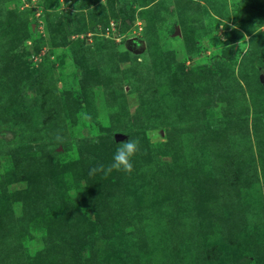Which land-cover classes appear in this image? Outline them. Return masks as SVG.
Returning <instances> with one entry per match:
<instances>
[{
    "label": "rangeland",
    "instance_id": "obj_1",
    "mask_svg": "<svg viewBox=\"0 0 264 264\" xmlns=\"http://www.w3.org/2000/svg\"><path fill=\"white\" fill-rule=\"evenodd\" d=\"M263 70L264 0H0V264H264Z\"/></svg>",
    "mask_w": 264,
    "mask_h": 264
},
{
    "label": "clouds",
    "instance_id": "obj_2",
    "mask_svg": "<svg viewBox=\"0 0 264 264\" xmlns=\"http://www.w3.org/2000/svg\"><path fill=\"white\" fill-rule=\"evenodd\" d=\"M139 151V141L137 139H126L120 143V146L113 154L112 161L108 165L98 164L89 169V175L94 176L97 173H103L105 177L113 171H121L130 174L133 171V157Z\"/></svg>",
    "mask_w": 264,
    "mask_h": 264
},
{
    "label": "trees",
    "instance_id": "obj_3",
    "mask_svg": "<svg viewBox=\"0 0 264 264\" xmlns=\"http://www.w3.org/2000/svg\"><path fill=\"white\" fill-rule=\"evenodd\" d=\"M145 2H147V0H139V3H145ZM264 71V70H263ZM262 71V72H263ZM99 177V181H98V184H97V188L100 190V193H101V195H104V184H105V181H104V179H105V176L104 175H102V176H98ZM70 205L71 206H73V204H72V200H70ZM74 208H71V210H73ZM18 234H19V232L17 231L16 232V234L15 235H17L18 236ZM85 245V247L86 248H89V247H91V245H92V240L90 239V240H87V238H86V243L84 244ZM82 258H84L83 256H82Z\"/></svg>",
    "mask_w": 264,
    "mask_h": 264
},
{
    "label": "water",
    "instance_id": "obj_4",
    "mask_svg": "<svg viewBox=\"0 0 264 264\" xmlns=\"http://www.w3.org/2000/svg\"><path fill=\"white\" fill-rule=\"evenodd\" d=\"M129 41H134V40H129ZM135 42V41H134ZM139 44H140V46H143V43L139 40V42H138Z\"/></svg>",
    "mask_w": 264,
    "mask_h": 264
}]
</instances>
